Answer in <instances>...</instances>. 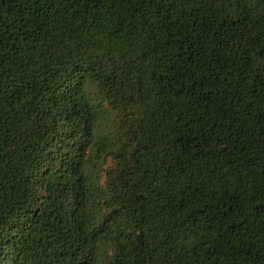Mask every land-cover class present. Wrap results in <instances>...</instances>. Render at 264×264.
Listing matches in <instances>:
<instances>
[{
    "label": "trees",
    "instance_id": "1",
    "mask_svg": "<svg viewBox=\"0 0 264 264\" xmlns=\"http://www.w3.org/2000/svg\"><path fill=\"white\" fill-rule=\"evenodd\" d=\"M0 264H264V0H0Z\"/></svg>",
    "mask_w": 264,
    "mask_h": 264
}]
</instances>
